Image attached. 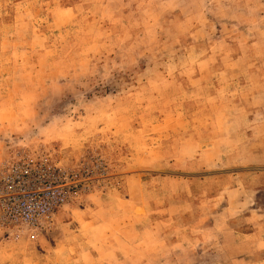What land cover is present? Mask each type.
Wrapping results in <instances>:
<instances>
[{
    "label": "rangeland",
    "instance_id": "rangeland-1",
    "mask_svg": "<svg viewBox=\"0 0 264 264\" xmlns=\"http://www.w3.org/2000/svg\"><path fill=\"white\" fill-rule=\"evenodd\" d=\"M20 151L74 186L0 264H264V0H0Z\"/></svg>",
    "mask_w": 264,
    "mask_h": 264
},
{
    "label": "built area",
    "instance_id": "built-area-1",
    "mask_svg": "<svg viewBox=\"0 0 264 264\" xmlns=\"http://www.w3.org/2000/svg\"><path fill=\"white\" fill-rule=\"evenodd\" d=\"M66 177L63 169L24 151L0 161V230L14 234L49 227L74 186L64 183Z\"/></svg>",
    "mask_w": 264,
    "mask_h": 264
}]
</instances>
